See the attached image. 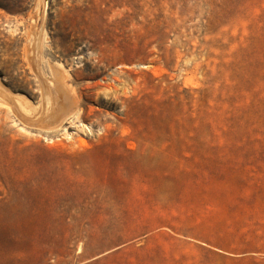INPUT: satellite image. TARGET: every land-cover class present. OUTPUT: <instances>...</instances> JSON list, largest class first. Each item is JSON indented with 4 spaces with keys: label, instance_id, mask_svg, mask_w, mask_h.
Here are the masks:
<instances>
[{
    "label": "rangeland",
    "instance_id": "1",
    "mask_svg": "<svg viewBox=\"0 0 264 264\" xmlns=\"http://www.w3.org/2000/svg\"><path fill=\"white\" fill-rule=\"evenodd\" d=\"M0 264H264V0H0Z\"/></svg>",
    "mask_w": 264,
    "mask_h": 264
}]
</instances>
